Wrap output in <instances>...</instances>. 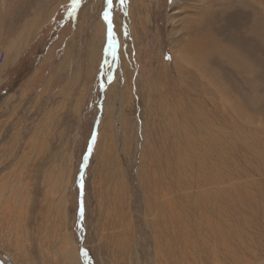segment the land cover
<instances>
[{"label": "rangeland", "instance_id": "1", "mask_svg": "<svg viewBox=\"0 0 264 264\" xmlns=\"http://www.w3.org/2000/svg\"><path fill=\"white\" fill-rule=\"evenodd\" d=\"M0 260L264 264V0H0Z\"/></svg>", "mask_w": 264, "mask_h": 264}, {"label": "snow or ice", "instance_id": "2", "mask_svg": "<svg viewBox=\"0 0 264 264\" xmlns=\"http://www.w3.org/2000/svg\"><path fill=\"white\" fill-rule=\"evenodd\" d=\"M76 3H79V0H75ZM107 3L109 5V7H111L113 5V0H107ZM127 0H119V4L121 7H123L124 5H126ZM104 19L107 22L108 25V39H109V47H114L116 45V40H115V33L113 32V25L110 19V14L108 11L104 12ZM170 58V57H169ZM95 137L93 136V143H94ZM91 147L92 145L89 144V153L91 152ZM85 159H87V156L85 157ZM82 212V210H81Z\"/></svg>", "mask_w": 264, "mask_h": 264}, {"label": "water", "instance_id": "3", "mask_svg": "<svg viewBox=\"0 0 264 264\" xmlns=\"http://www.w3.org/2000/svg\"><path fill=\"white\" fill-rule=\"evenodd\" d=\"M0 264H3V262L0 260Z\"/></svg>", "mask_w": 264, "mask_h": 264}, {"label": "bare ground", "instance_id": "4", "mask_svg": "<svg viewBox=\"0 0 264 264\" xmlns=\"http://www.w3.org/2000/svg\"><path fill=\"white\" fill-rule=\"evenodd\" d=\"M225 2V1H224Z\"/></svg>", "mask_w": 264, "mask_h": 264}]
</instances>
